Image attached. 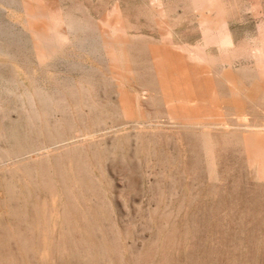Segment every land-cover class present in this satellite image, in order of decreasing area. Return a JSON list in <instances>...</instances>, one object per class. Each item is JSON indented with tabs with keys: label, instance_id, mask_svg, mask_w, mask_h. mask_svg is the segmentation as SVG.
Wrapping results in <instances>:
<instances>
[{
	"label": "rangeland",
	"instance_id": "obj_1",
	"mask_svg": "<svg viewBox=\"0 0 264 264\" xmlns=\"http://www.w3.org/2000/svg\"><path fill=\"white\" fill-rule=\"evenodd\" d=\"M263 99L264 0H0V264H264Z\"/></svg>",
	"mask_w": 264,
	"mask_h": 264
},
{
	"label": "bare ground",
	"instance_id": "obj_2",
	"mask_svg": "<svg viewBox=\"0 0 264 264\" xmlns=\"http://www.w3.org/2000/svg\"><path fill=\"white\" fill-rule=\"evenodd\" d=\"M68 18H69V17H68ZM65 20H66V19H65ZM71 20H73V19H71ZM69 22H70V23H68V24L71 26L72 23H71V21H69ZM72 22H75V21H72ZM79 23H80V22H79ZM79 23L77 22L76 24H78V26H80ZM59 24H60V23H59ZM66 24H67V23H66ZM76 24H75V25H76ZM62 25H63V24H62ZM69 25H68V26H69ZM72 26H73V25H72ZM72 26H71V27H72ZM64 27H65V26H64ZM64 27H63V30H64ZM66 27H67V26H66ZM66 27H65V28H66ZM55 28H56V27H55ZM72 28H74V26H73ZM91 28H92V27H91ZM55 30H58V29L56 28ZM68 30H69V29H68ZM65 31H66V30H65ZM65 31H64V32H65ZM60 32H61V30H60ZM65 33H67V31H66ZM65 33H64V34H65ZM66 35H67V34H66ZM52 36H53V35H52ZM49 37H51V34H50ZM58 37H59V36H58ZM66 37H67V36H66ZM55 38H56V37H55ZM53 40H54V39H53ZM64 40H65V39H64ZM262 68H263V67H262ZM261 70H262V69H261ZM58 80H59V79H58ZM55 84H56V83H55ZM72 90H74V89H72ZM42 93H43V92H42ZM80 93H81V92H80ZM263 100H264V99H263ZM244 117H245V116H244ZM244 119H245V118H244ZM227 134H228V133H227ZM223 136H224V135H223ZM231 137H232V136H231ZM224 138H225V137H224ZM233 138H234V137H233ZM228 139H229V138H228ZM224 140L226 141L227 139H224ZM220 141H221V140H220ZM222 144H223V143H222ZM224 145H225V144H224ZM248 145H249V144H248ZM251 145H255V144H252V143H251ZM249 146H250V145H249ZM257 146H258V145H257ZM213 147H214V146H213ZM224 147H225V146H224ZM250 147H251V146H250ZM256 148H258V147H256ZM257 150H258V152H259V151L261 150V148H260V150H259V149H257ZM262 150H264V149H262ZM252 152H253V151H252ZM258 152H257V154H258L259 156H261L260 153H258ZM260 152H262V151H260ZM263 152H264V151H263ZM241 153H242V152H241ZM255 154H256V152H255ZM255 154H254V155H255ZM257 154H256V155H257ZM261 154H262V153H261ZM263 156H264V154H263ZM262 161H263V160H262ZM263 162H264V161H263Z\"/></svg>",
	"mask_w": 264,
	"mask_h": 264
}]
</instances>
